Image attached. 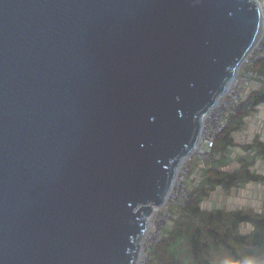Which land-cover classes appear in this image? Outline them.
Returning <instances> with one entry per match:
<instances>
[{
  "label": "water",
  "instance_id": "1",
  "mask_svg": "<svg viewBox=\"0 0 264 264\" xmlns=\"http://www.w3.org/2000/svg\"><path fill=\"white\" fill-rule=\"evenodd\" d=\"M257 0H0V264H133Z\"/></svg>",
  "mask_w": 264,
  "mask_h": 264
},
{
  "label": "trees",
  "instance_id": "2",
  "mask_svg": "<svg viewBox=\"0 0 264 264\" xmlns=\"http://www.w3.org/2000/svg\"><path fill=\"white\" fill-rule=\"evenodd\" d=\"M259 62H262V68L258 72L264 74V61ZM241 111L240 109L239 115ZM233 120L234 118L230 119L225 131L217 138L215 149L229 141L228 130ZM257 178V174L247 167L234 172L216 169L209 171L205 181L208 186L199 194L192 192L189 205L178 214L171 230L156 246L148 264L190 263L178 253H181V249H178L181 242L187 246L193 264H215L210 259L213 247H224L229 255L222 264H264V213L221 209L208 211L203 210L200 205L203 196L208 194V189L216 185L232 187ZM181 216L183 218L180 220ZM242 225L251 228L243 232Z\"/></svg>",
  "mask_w": 264,
  "mask_h": 264
},
{
  "label": "crops",
  "instance_id": "3",
  "mask_svg": "<svg viewBox=\"0 0 264 264\" xmlns=\"http://www.w3.org/2000/svg\"><path fill=\"white\" fill-rule=\"evenodd\" d=\"M261 63L258 62L255 67L257 73L262 68ZM248 68L244 65L241 70ZM242 93L247 100L240 115L234 117L228 130L229 141L214 149V152L205 158L204 167L194 164L190 185L192 192L201 193L204 187L208 186L205 181L209 171L213 169L234 172L247 167L257 174L258 178L232 187L216 185L208 189V194L203 196L200 203L203 210H246L264 213V84L253 81L251 85L242 87ZM171 211L176 214L173 219H177L178 208L173 206ZM173 224L174 221H170L166 228L172 227Z\"/></svg>",
  "mask_w": 264,
  "mask_h": 264
},
{
  "label": "built area",
  "instance_id": "4",
  "mask_svg": "<svg viewBox=\"0 0 264 264\" xmlns=\"http://www.w3.org/2000/svg\"><path fill=\"white\" fill-rule=\"evenodd\" d=\"M262 13V31L249 54L241 64L237 76L229 84L225 92L219 96L215 104L203 114L198 141L194 149L180 163L176 176L164 203L154 206L148 217V227L139 240V251L133 264H148L158 243L165 236V230L170 218H176L171 211L175 206L181 210L187 208L192 198L190 180L194 164L204 167V160L215 149L217 138L225 131L231 118L239 114L247 97L242 93V87L258 81L264 84V74L257 73L255 67L259 61H264V0H257ZM249 68L242 71V67Z\"/></svg>",
  "mask_w": 264,
  "mask_h": 264
},
{
  "label": "rangeland",
  "instance_id": "5",
  "mask_svg": "<svg viewBox=\"0 0 264 264\" xmlns=\"http://www.w3.org/2000/svg\"><path fill=\"white\" fill-rule=\"evenodd\" d=\"M190 188H191V185H190ZM182 210L180 208H178V213H181ZM176 215V214H175ZM183 218V216L180 217V220ZM170 221H176V219H173V218H170L168 223H170ZM174 225V224H173ZM243 228L241 229L243 232H246L247 229L249 230V226H244L242 225ZM172 227L170 228H166V232H169L171 230ZM166 235V234H165ZM178 249H181V253H179L180 256L184 257L186 262H190V263H187V264H193L192 262V258L190 256V254L188 253V249H187V246L184 244V243H179V248ZM210 259L212 260L213 263L215 264H222L225 260L228 259L229 255L227 254L226 250L224 247H213L210 251Z\"/></svg>",
  "mask_w": 264,
  "mask_h": 264
},
{
  "label": "bare ground",
  "instance_id": "6",
  "mask_svg": "<svg viewBox=\"0 0 264 264\" xmlns=\"http://www.w3.org/2000/svg\"><path fill=\"white\" fill-rule=\"evenodd\" d=\"M261 31H262V29H261ZM231 83H232V82H231ZM231 83H230V84H231Z\"/></svg>",
  "mask_w": 264,
  "mask_h": 264
},
{
  "label": "clouds",
  "instance_id": "7",
  "mask_svg": "<svg viewBox=\"0 0 264 264\" xmlns=\"http://www.w3.org/2000/svg\"><path fill=\"white\" fill-rule=\"evenodd\" d=\"M241 67V66H240Z\"/></svg>",
  "mask_w": 264,
  "mask_h": 264
}]
</instances>
